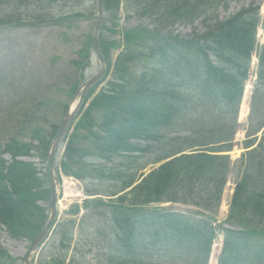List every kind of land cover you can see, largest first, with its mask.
Here are the masks:
<instances>
[{
    "label": "trees",
    "instance_id": "16d2710c",
    "mask_svg": "<svg viewBox=\"0 0 264 264\" xmlns=\"http://www.w3.org/2000/svg\"><path fill=\"white\" fill-rule=\"evenodd\" d=\"M66 1L70 0H0V27L82 20L78 11L59 19L46 13L32 22L37 17L30 8L51 9L53 3ZM121 1L104 0L99 46L108 80L98 92L91 89L87 94L60 169L81 180L110 181L122 178L123 162L114 160L133 153L161 152L135 171L164 162L122 183L120 191L125 193L112 205V234L106 238L110 251L103 255L104 264H207L217 231L224 233L218 264H264V131L255 146L252 137L264 126V44L258 47L255 37L259 5L250 2L222 15L220 11L238 0H129L148 22H138L115 40L114 19ZM196 21L202 23L200 29ZM185 27L191 30L178 29ZM91 38L70 61L81 78L90 66ZM114 48L120 51L113 58ZM254 51L261 91H254L250 116L255 129L247 133L248 150L239 160L224 220L234 230L216 223V213L231 168L226 152L233 146ZM149 58L154 62L145 66ZM80 75L70 91L80 84ZM55 132L48 136L47 146L41 143L44 153ZM32 149L15 138L0 149V229L15 239L34 238L45 221L38 202L48 196V189L42 188L44 182L32 165L16 160ZM167 201L196 210L186 215L162 207L144 209ZM59 261L55 264H62ZM13 262L0 247V264Z\"/></svg>",
    "mask_w": 264,
    "mask_h": 264
},
{
    "label": "rangeland",
    "instance_id": "374dc122",
    "mask_svg": "<svg viewBox=\"0 0 264 264\" xmlns=\"http://www.w3.org/2000/svg\"><path fill=\"white\" fill-rule=\"evenodd\" d=\"M250 2L253 6L258 4L261 6L260 12L263 18L264 0H240L235 3V7L242 4L247 5ZM119 6L116 23H114L115 31L133 29L138 22H143L145 26L148 22L143 11L135 10L129 0H122ZM29 11L37 17L32 21L33 23L38 21V17L43 18L46 13L53 15L54 18L72 12L84 13L81 16L82 20H74L68 25L62 23L63 25L53 26V23L42 22L37 25L24 23L18 24L22 26L0 28V149L13 138L29 143L34 141L33 143L38 144V148L36 147L30 156L23 157L24 159L21 160L29 162L35 168L44 182L42 188L47 189L48 181L46 182L45 179L48 180V177L44 175L47 172L44 171L45 148L41 146V143L46 145L48 136L57 130L67 108L75 103L72 100L75 90H70L71 84L77 78L75 76L80 73L75 71L70 61L77 58L81 46L85 45L93 34L96 0H70L65 4L53 3L51 9L30 8ZM231 11H233L232 6L229 10L223 9L220 12L225 15ZM18 14L20 11H16L15 15ZM201 24H195L196 28L200 29ZM147 28L151 30L150 26ZM178 29L191 30L190 27ZM262 32L261 30L259 32L260 42ZM119 38L120 34L114 35L115 40ZM119 51L120 49L114 50L113 56ZM256 67L257 63L253 57L249 69L251 76L245 88V106L242 107L244 112L246 107L247 110L243 116H238L239 126L234 135V146L229 151L231 168L222 192L220 207L216 213V223L227 227L231 226L225 224L224 220L227 216V205L238 175V168L241 166L239 160L246 152L244 142L247 133L255 127L254 118L249 117L248 107L252 99L250 95L257 71ZM98 69L99 65L92 51L90 67L83 73L84 80L81 81V75L78 76V80L83 83L95 75ZM256 134L255 144L261 132ZM64 142L57 155V167H59V161L64 159ZM135 142L141 146L148 144L141 140H135ZM159 154H161L159 150H154L144 154L133 153L129 158L114 160L116 164L123 162V167L119 168L122 178L118 180L95 181L89 178L76 180L66 176L61 170L59 172L57 217L46 240L33 254V264H55L58 260H61L59 262L62 264H104L103 252L110 249L106 238L110 235L109 233L112 234L111 222L114 216L112 205L115 204L118 196L125 193V191H120L121 185L128 180L129 175L136 173V175L144 176L156 167L157 165H149L145 169L135 171L136 167L145 164L147 158L153 159ZM39 205L44 209V215L47 217L49 195L39 201ZM158 206L187 214L196 210L193 206L179 202L152 203L144 209L150 210ZM221 238L217 236L215 239L209 264H217ZM30 242L31 240L28 239H8L0 232V245L17 260L16 264H23Z\"/></svg>",
    "mask_w": 264,
    "mask_h": 264
},
{
    "label": "water",
    "instance_id": "95a60500",
    "mask_svg": "<svg viewBox=\"0 0 264 264\" xmlns=\"http://www.w3.org/2000/svg\"><path fill=\"white\" fill-rule=\"evenodd\" d=\"M102 2H103L102 0H97L96 25H95L94 35H93V45H94L96 55H97L99 62H100V70L95 76H93L87 82H85L80 87V89L77 91L76 95L80 94L77 104L72 109H69L66 112V114L64 115V117L61 121L58 132L51 142L50 150L48 153L49 177H50V215H49V218H48L44 228L42 229V231L38 234V236L31 243V246H30V248L27 252V255L24 259V264H31L30 263V257H31L32 252L39 245V243L44 239V237L48 234V231L50 230V228L54 222L55 216H56V202H57V196H58V191H57L58 177H57L56 172H55L54 158H55L56 151L59 147L60 141H61L62 137L64 136L65 132L67 131L74 115L76 114L77 110L79 109L86 91L90 87H92L94 84H96L100 80V78L102 77V75L104 73V69H105L104 62L102 60V57H101V55L99 53V49H98V33H99V28H100V24H101V17H102Z\"/></svg>",
    "mask_w": 264,
    "mask_h": 264
},
{
    "label": "bare ground",
    "instance_id": "6f19581e",
    "mask_svg": "<svg viewBox=\"0 0 264 264\" xmlns=\"http://www.w3.org/2000/svg\"><path fill=\"white\" fill-rule=\"evenodd\" d=\"M243 107V106H242ZM245 112L243 110L240 111V117L243 116Z\"/></svg>",
    "mask_w": 264,
    "mask_h": 264
}]
</instances>
